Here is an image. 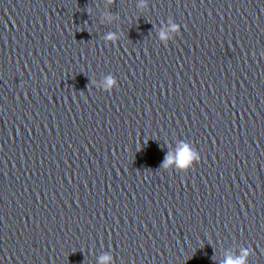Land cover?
<instances>
[{
    "label": "water",
    "instance_id": "water-1",
    "mask_svg": "<svg viewBox=\"0 0 264 264\" xmlns=\"http://www.w3.org/2000/svg\"><path fill=\"white\" fill-rule=\"evenodd\" d=\"M242 248L264 264V0H0V264Z\"/></svg>",
    "mask_w": 264,
    "mask_h": 264
},
{
    "label": "clouds",
    "instance_id": "clouds-1",
    "mask_svg": "<svg viewBox=\"0 0 264 264\" xmlns=\"http://www.w3.org/2000/svg\"><path fill=\"white\" fill-rule=\"evenodd\" d=\"M170 27L165 32L161 33L163 38H166L167 32L177 31L178 26L171 21ZM112 34L106 35L105 39L111 38ZM117 84L115 76L109 74L104 77L102 87L104 90H111ZM200 160L199 152L188 142L181 141L179 146L172 151H169L162 162L164 169L175 168L177 170H187L194 162ZM251 255L249 248H242L238 255H228L226 264H249L248 257ZM100 264H113V257L110 254H105L99 258Z\"/></svg>",
    "mask_w": 264,
    "mask_h": 264
}]
</instances>
